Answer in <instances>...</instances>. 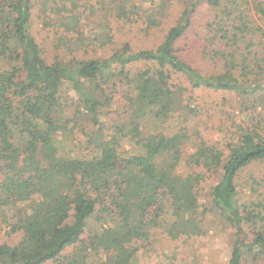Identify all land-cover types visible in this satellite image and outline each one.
I'll list each match as a JSON object with an SVG mask.
<instances>
[{"label": "trees", "instance_id": "trees-1", "mask_svg": "<svg viewBox=\"0 0 264 264\" xmlns=\"http://www.w3.org/2000/svg\"><path fill=\"white\" fill-rule=\"evenodd\" d=\"M88 2L0 0V220L22 234L0 264H134L156 231L206 233L204 184L227 264H264V0ZM126 25L163 35L134 49Z\"/></svg>", "mask_w": 264, "mask_h": 264}, {"label": "rangeland", "instance_id": "rangeland-1", "mask_svg": "<svg viewBox=\"0 0 264 264\" xmlns=\"http://www.w3.org/2000/svg\"><path fill=\"white\" fill-rule=\"evenodd\" d=\"M85 1V0H84ZM88 5L91 3L97 7V0H87ZM181 3H176L170 8L165 25L171 23L179 12ZM34 33L39 39L43 41L49 53L53 52L52 40L55 42L53 35V27L44 28L39 20L36 21L34 26ZM163 32L160 29L150 31L148 35L144 32H139L133 29V26L126 25L122 29L117 38L119 42L128 40L134 49H141L145 47L156 46L162 38ZM59 99L66 114L73 113L78 96L71 84L64 82L60 89ZM112 117V113L109 114ZM215 133V136L218 132ZM189 150L184 153L183 159L185 160ZM184 160L182 165H184ZM209 186L203 185L200 193L199 211H207L205 214L206 220V233L199 237L193 238H179L171 239L166 233L161 231L154 232L149 238L148 243L145 244L138 253L134 264H227L230 252L231 235L221 220L218 213L209 208ZM8 230L4 222L0 220V244H16L21 237V232L7 234Z\"/></svg>", "mask_w": 264, "mask_h": 264}]
</instances>
